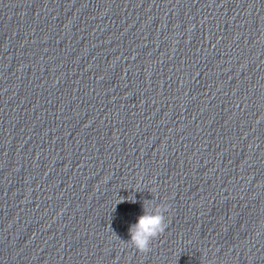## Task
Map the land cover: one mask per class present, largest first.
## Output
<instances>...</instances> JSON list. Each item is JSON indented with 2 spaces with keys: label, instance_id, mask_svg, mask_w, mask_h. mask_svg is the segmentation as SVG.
Instances as JSON below:
<instances>
[{
  "label": "clouds",
  "instance_id": "1",
  "mask_svg": "<svg viewBox=\"0 0 264 264\" xmlns=\"http://www.w3.org/2000/svg\"><path fill=\"white\" fill-rule=\"evenodd\" d=\"M122 197L120 202H123ZM132 202H135L133 199ZM153 205L150 202L144 203V214L140 215L137 222L129 228L130 240L133 247L141 253L150 251V245L161 234L164 233L167 223L165 212L169 210V205L163 204V209L159 205L156 210L151 211Z\"/></svg>",
  "mask_w": 264,
  "mask_h": 264
}]
</instances>
